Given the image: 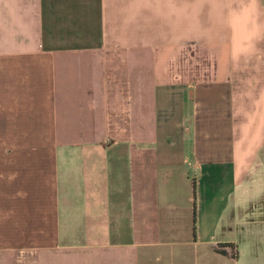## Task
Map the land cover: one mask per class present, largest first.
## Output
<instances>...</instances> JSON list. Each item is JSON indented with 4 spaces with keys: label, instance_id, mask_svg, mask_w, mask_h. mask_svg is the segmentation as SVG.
I'll use <instances>...</instances> for the list:
<instances>
[{
    "label": "crops",
    "instance_id": "1",
    "mask_svg": "<svg viewBox=\"0 0 264 264\" xmlns=\"http://www.w3.org/2000/svg\"><path fill=\"white\" fill-rule=\"evenodd\" d=\"M240 248L264 264V0H0V264Z\"/></svg>",
    "mask_w": 264,
    "mask_h": 264
},
{
    "label": "rangeland",
    "instance_id": "2",
    "mask_svg": "<svg viewBox=\"0 0 264 264\" xmlns=\"http://www.w3.org/2000/svg\"><path fill=\"white\" fill-rule=\"evenodd\" d=\"M251 224H253V222H251ZM239 247H241V245ZM240 250L241 251L238 250V264H241L242 263V260H243V251H242L241 248H240ZM235 251L237 252L236 248H235ZM255 264H263V262L257 260L255 262Z\"/></svg>",
    "mask_w": 264,
    "mask_h": 264
},
{
    "label": "trees",
    "instance_id": "3",
    "mask_svg": "<svg viewBox=\"0 0 264 264\" xmlns=\"http://www.w3.org/2000/svg\"><path fill=\"white\" fill-rule=\"evenodd\" d=\"M228 246H230V248L233 250V252H231V256H232V257H235V249H233L234 246H233L232 244H228ZM216 249H217L218 251H221V250L219 249V246H217Z\"/></svg>",
    "mask_w": 264,
    "mask_h": 264
}]
</instances>
